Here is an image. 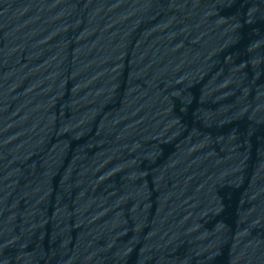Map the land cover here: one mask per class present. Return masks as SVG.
<instances>
[{"label":"water","instance_id":"obj_1","mask_svg":"<svg viewBox=\"0 0 264 264\" xmlns=\"http://www.w3.org/2000/svg\"><path fill=\"white\" fill-rule=\"evenodd\" d=\"M0 264H264V0H0Z\"/></svg>","mask_w":264,"mask_h":264}]
</instances>
